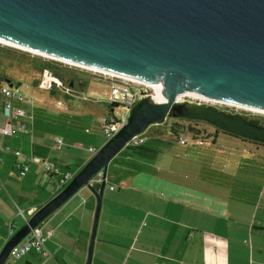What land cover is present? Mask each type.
<instances>
[{
    "label": "crops",
    "instance_id": "crops-1",
    "mask_svg": "<svg viewBox=\"0 0 264 264\" xmlns=\"http://www.w3.org/2000/svg\"><path fill=\"white\" fill-rule=\"evenodd\" d=\"M0 80L31 100L12 101V107L32 117L27 133H0L1 251L53 198V178L31 159L74 177L94 156L90 149L103 146L110 108L95 85L73 84L65 96L40 89L36 78L23 86ZM4 102L0 95V129ZM12 125L19 129L21 122ZM74 127L83 130L75 135ZM148 133L150 145L147 138L140 148L126 147L109 164L90 264H264V154L258 145L222 134L224 153L208 141L174 143L162 128ZM19 166H28L25 175ZM95 210L94 194L82 189L44 222V233L52 232L45 242L50 256L31 252L11 264H86Z\"/></svg>",
    "mask_w": 264,
    "mask_h": 264
},
{
    "label": "water",
    "instance_id": "water-1",
    "mask_svg": "<svg viewBox=\"0 0 264 264\" xmlns=\"http://www.w3.org/2000/svg\"><path fill=\"white\" fill-rule=\"evenodd\" d=\"M0 45L167 95L164 103L148 95L132 109L126 125L5 244L0 264L82 189L96 198L90 264L110 162L132 138L167 119L203 122L264 145L263 126L179 100L185 95L264 114V0H0Z\"/></svg>",
    "mask_w": 264,
    "mask_h": 264
},
{
    "label": "built area",
    "instance_id": "built-area-1",
    "mask_svg": "<svg viewBox=\"0 0 264 264\" xmlns=\"http://www.w3.org/2000/svg\"><path fill=\"white\" fill-rule=\"evenodd\" d=\"M104 76V75H102ZM107 77L110 82L107 84L110 97L107 102L110 113L103 120V137L106 142L112 139L127 123V119L132 109L146 96L155 95V87L132 82L123 79H117L109 76ZM39 85L43 90L51 93H60L65 96L72 95L73 89L70 85L64 83L57 75L51 71H45L42 73L39 79ZM157 88V87H156ZM0 95L5 98L3 116L5 119L4 126L0 129V133L3 136H15L20 133H27L28 124L26 120L32 119V117L24 110L14 109L12 107V101L25 102L31 104V100L26 99L19 95L16 90L8 86L5 82L0 83ZM121 108L122 113L116 117L117 109ZM20 121L21 125L19 129L13 128V121ZM173 139L177 144L184 145L190 143V141L197 144H203L205 141L200 139H193V137L186 133L181 132L173 135ZM147 136L143 133L132 138L128 143V148H140L146 142ZM63 141L61 138L54 139L55 148L59 149ZM259 148L264 150V145H259ZM90 152L96 154L97 150L90 149ZM32 163L40 164L45 172L53 178V185L51 191L53 197L56 196L63 188L72 180L73 176L70 173H60V171L53 165L45 162H41L37 159H31ZM21 175H25L28 171V166H19ZM100 179L95 181L99 184ZM117 188L111 187V190ZM10 236L13 235L12 225L9 224ZM52 236V232L48 231L44 233V222L32 230L14 249H12L7 260L4 264H11L13 261H17L23 258L25 255L35 252L36 254L47 258L49 253L45 247V242ZM1 252V251H0Z\"/></svg>",
    "mask_w": 264,
    "mask_h": 264
},
{
    "label": "rangeland",
    "instance_id": "rangeland-1",
    "mask_svg": "<svg viewBox=\"0 0 264 264\" xmlns=\"http://www.w3.org/2000/svg\"><path fill=\"white\" fill-rule=\"evenodd\" d=\"M0 64H4V66L6 64L7 67L8 66L10 67L8 69L0 68V72H4V73L6 72L7 75L10 74L11 76H13V84H15V85H17V83H21L23 86L24 81L31 83L32 78H36V80H34V81L39 83V79H40L41 75H40L39 71H37L36 69L48 65V66H50V69H48V71H51L53 73L54 72L61 73L62 76L64 77V79H62V81L64 83H66L67 85L70 84V82H69L70 80H72L73 84H75V86L78 88H84V87L86 88V87H91V86L95 85L96 86L95 89L102 93L103 100L107 101V102L109 101L110 91H109L107 84L110 82V80L107 77H104L99 73L97 74L95 72L86 71V70H83L81 68H76V67H73L70 65H65L63 63L44 58V57L37 55V54H34L32 52H28V51H25L23 49H19L17 47L6 46V45H0ZM18 81H20V82H18ZM21 89L23 90V88H21ZM40 89L43 90V88H41V87H40ZM91 89H94V88H91ZM180 101L181 102L187 101V102L194 103V104H204L205 106H213V107L217 108L218 110L226 112L228 114H239V115L243 116L245 119H247L248 121L256 122L259 125L264 127V114L254 113V112H250V111L237 110L235 108L227 107V106H223V105H219V104L202 103V102L195 101V100H192L189 98H184V99H181ZM116 111H117V114H115V116L116 117L120 116L122 113V109L118 108ZM174 124H176L179 127L178 133L186 132V130H188L189 128H193L194 130L196 129V130H199L201 132L199 137H202V138H206L210 134L211 135L219 134L218 135L219 140L216 143L212 142L213 138H208V139H205L204 141L205 142L208 141L209 146L211 148H216V147L217 148H223V149L225 148L226 151L224 153L228 152V148H226L227 145H226L225 138L221 137L222 133H216L215 128H213L212 126L205 124L203 122H199V124L197 126H195L193 123L187 122V120L185 121V120H179V119L178 120L167 119L165 124L162 125L163 127L153 126V127H151V130H155L157 128H160V129L162 128V129L166 130L168 132L169 136H171L169 139H171L172 142L176 143L173 139V137H174L173 135L175 133L172 135V133L169 130V127L173 126ZM182 128H185L186 130L183 131ZM73 129H74L73 134H75V135H79L80 132H78V131L83 130V129H79V128H75V127ZM148 132H149V129L144 134L147 136V138L149 140V139H151V135ZM62 141H63V139H62ZM151 141L152 140H149V142H148L149 145H150ZM105 143H106V141L104 140L101 144L104 145ZM193 143L196 144L193 141H190V143H188V144L191 145ZM102 145H100V146H102ZM257 147H258L257 149L260 150L261 153L264 154V150L259 148V146H257ZM222 152L223 151H221V153ZM221 153H220V155H222ZM255 166L252 165V166H249V168L254 169V168L260 167L258 165H255ZM263 169H264V165H263Z\"/></svg>",
    "mask_w": 264,
    "mask_h": 264
},
{
    "label": "trees",
    "instance_id": "trees-1",
    "mask_svg": "<svg viewBox=\"0 0 264 264\" xmlns=\"http://www.w3.org/2000/svg\"><path fill=\"white\" fill-rule=\"evenodd\" d=\"M0 68H4V69H8V68H10L9 66L7 67V65L5 64V66H4V64H0ZM37 68V67H36ZM48 69H50V66H43V67H41V68H37L36 70L37 71H39V73H40V75H42V73L43 72H45V71H48ZM54 74L55 75H57L61 80L62 79H64V77L62 76V74L61 73H59V72H54ZM5 79V80H8V81H10V83H12L13 82V76H11L10 74H6V72L4 73V72H0V79ZM0 81H2V80H0ZM70 82V84L72 83L73 84V81L72 80H70L69 81ZM186 121V120H185ZM187 122H189V123H193L195 126H197L198 124H199V122H194V121H187ZM252 123H254V124H257V125H259L258 123H256V122H253V121H251ZM261 126V125H260ZM169 130H170V132L172 133V135L175 133V134H177L178 133V131H179V127L176 125V124H174L173 126H170L169 127ZM182 130L183 131H185L186 129L185 128H182ZM215 131H216V133H222L221 131H219V130H217V129H215ZM186 132L188 133V134H190L192 137H193V139H200V140H205V139H208V138H213V140H212V142H214V138H216L219 134H215V135H208L206 138H202V137H199V135L201 134V132L199 131V130H194L193 128H189L188 130H186ZM223 134V133H222ZM228 136H231V135H228ZM231 137H233V138H236V137H234V136H231ZM238 139V138H237ZM243 140V139H242ZM244 142L246 141V140H243ZM246 142H249V141H246ZM249 143H252V144H255V145H260V144H257V143H253V142H249Z\"/></svg>",
    "mask_w": 264,
    "mask_h": 264
},
{
    "label": "bare ground",
    "instance_id": "bare-ground-1",
    "mask_svg": "<svg viewBox=\"0 0 264 264\" xmlns=\"http://www.w3.org/2000/svg\"><path fill=\"white\" fill-rule=\"evenodd\" d=\"M20 49V48H19ZM27 51V50H25ZM28 52H31V51H28ZM34 53V52H32ZM36 54V53H34ZM38 55V54H37ZM51 60V59H50ZM56 61V60H54ZM56 62H59V61H56ZM62 63V62H60ZM65 65H70V66H73V67H76V68H80V67H77V66H74V65H71V64H67V63H63ZM83 69V68H81ZM83 70H86V69H83ZM86 71H89V70H86ZM90 72H93V71H90ZM96 73V72H95ZM98 74V73H97ZM102 75V74H101ZM105 76V75H104ZM124 80V79H123ZM133 82V81H132ZM184 98H189L185 95H182L179 97V100L181 99H184ZM189 99H192V98H189ZM167 100V95H166V92L163 88H156L155 87V95L153 96V101L156 102V103H164L165 101ZM192 100H195V99H192ZM195 101H199V102H202V103H210V104H215V103H211V102H206V101H200V100H195ZM237 110H242V111H248V110H243V109H238V108H235ZM250 112H253V111H250ZM254 113H258V112H254ZM262 114V113H260Z\"/></svg>",
    "mask_w": 264,
    "mask_h": 264
},
{
    "label": "flooded vegetation",
    "instance_id": "flooded-vegetation-1",
    "mask_svg": "<svg viewBox=\"0 0 264 264\" xmlns=\"http://www.w3.org/2000/svg\"><path fill=\"white\" fill-rule=\"evenodd\" d=\"M70 86H72L73 84H69Z\"/></svg>",
    "mask_w": 264,
    "mask_h": 264
}]
</instances>
